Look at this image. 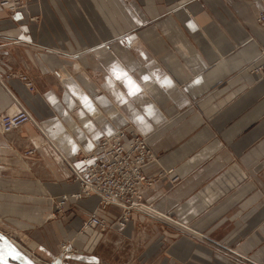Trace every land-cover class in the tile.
<instances>
[{
	"label": "crops",
	"instance_id": "0c3cea01",
	"mask_svg": "<svg viewBox=\"0 0 264 264\" xmlns=\"http://www.w3.org/2000/svg\"><path fill=\"white\" fill-rule=\"evenodd\" d=\"M263 1L29 0L15 12L0 3V115L19 104L33 121L0 132V216L42 223L50 198L79 190L71 167L120 129L145 136L156 152L149 178L173 171L144 193L160 217L106 236L58 222L50 245L24 235L36 263L56 257V240L78 249L63 264L217 262L204 244L181 238L171 247L177 229L167 216L214 240L238 233L244 248L257 249L249 257L264 262V76L251 66L264 49ZM117 67L138 85L134 95L113 75ZM40 133L48 148L25 156ZM20 201L31 202L28 212H18ZM97 203L68 205L86 217Z\"/></svg>",
	"mask_w": 264,
	"mask_h": 264
},
{
	"label": "built area",
	"instance_id": "2783aa9c",
	"mask_svg": "<svg viewBox=\"0 0 264 264\" xmlns=\"http://www.w3.org/2000/svg\"><path fill=\"white\" fill-rule=\"evenodd\" d=\"M0 3L11 11L20 4L26 3V0H0ZM256 22L264 29V1L257 13ZM258 56L256 62L259 66L254 68L264 74V49ZM28 122H33L28 112L19 108L14 114L0 115V130L8 133ZM81 161L83 166L80 169L71 167V179L77 183L79 190L69 195H62L59 198L61 204L70 199H90L95 196L98 198V210L103 211L109 206H115L124 215L135 211L154 217L155 212L149 209L150 205L144 201V193L158 179H166L173 173L172 170H162L154 178H149L146 170L158 164L157 156L145 136L128 129L103 136L92 152L81 157ZM169 181L175 183L176 179L170 178ZM101 225V217L95 212L85 221L84 229L98 228ZM65 246L61 248L59 255L61 259L74 254L70 250H65ZM241 259L244 261L242 264H264L250 258ZM52 264H55L54 261Z\"/></svg>",
	"mask_w": 264,
	"mask_h": 264
},
{
	"label": "rangeland",
	"instance_id": "374dc122",
	"mask_svg": "<svg viewBox=\"0 0 264 264\" xmlns=\"http://www.w3.org/2000/svg\"><path fill=\"white\" fill-rule=\"evenodd\" d=\"M28 1L29 0H26V3ZM26 3L20 4V6H18V8L25 6ZM260 7H261V5H260ZM18 8H16L15 10L13 9L11 11L10 10H8V11L15 12ZM259 10H260V8H259ZM261 50H263V49L262 48L259 49V52ZM256 63H257L256 60H253V63L251 64L252 71L254 73H257L259 75L261 74L262 76H264L263 73L257 72L256 68H254L256 66ZM16 76L25 83V85L27 86V89L29 91H34L32 83L29 81L27 76H25L24 74H19ZM23 78H25V79H23ZM28 84H30V85L28 86ZM19 108L25 109L23 106L18 104V109ZM17 110H15V112H10V113L5 112L2 115L11 114V113L14 114L17 112ZM29 116H30V114H29ZM21 126H23V125H21ZM0 132L3 133L1 130H0ZM47 145H48V143L45 140V138L41 135V133L36 134L34 137L31 138L29 148L26 150L25 156L37 157L38 156L37 155L38 148H45V147L48 148ZM151 149L153 150V148H151ZM153 152L156 154V152L154 150H153ZM71 200H73L74 202H80L82 200H87V199L81 198L79 200H74V199H71ZM69 201L70 200H67L63 204H61L60 199L56 200L54 198H50V202L46 206L48 208V212L46 213L45 217L44 216L42 217V223H37V224L35 223L32 226H31V223L29 222V220L26 219L24 216L1 215L0 216V233L3 234V236H5L7 238V240H9L10 242L13 241L15 244H17V247L21 251L23 250L22 252L29 254V252L28 251L26 252V250H29L31 252L33 250H30V248L26 247V245L24 244V242H25L24 235H26V237L27 236L30 237L31 239L34 238V239H37L38 241L40 240V242H43L45 244L47 243V245L48 244L50 245L51 241H53L52 229L55 227V225L58 222H61V223L65 224L66 226H69V227L75 229L79 233H83L84 231L87 230V229H84L85 221L88 220V218L93 213L96 212L101 217L102 225L98 228H89V229H97L99 232H101L103 235L106 236V235H110V234L113 235L112 233L114 231L122 230L127 225H132L133 227H140L144 223L149 222L151 219V218H149L148 215H145V213L135 212V211H131L130 214H126V215H124L123 212H121V214L118 216L117 215L108 216V215H106V209L107 208L103 211H100L97 209V207L95 208V210H93L91 212V214L89 216L81 217L79 215V213H77L76 207L74 205H68ZM7 202H8V204L11 203V201H7ZM19 203L21 204V208L18 209L19 213L20 212H28L27 207L32 205L31 202H29V201H20ZM97 206H98V203H97ZM149 209L153 210V208L151 206ZM11 212L17 213V210H14ZM155 216L160 217L157 214V212H155L154 217ZM167 218H169V219L167 220ZM167 218L164 219L165 220L164 222L171 224V228L177 229V230H175L176 232L171 233V237H167V240H169L171 242V247L175 241H178L181 238L188 239V240L195 242V243L204 244L211 251L212 257H214L216 259L217 262L213 261L214 264H221V263H223V264H242L244 261L241 258H245V259L250 258L249 256L253 255L252 252L257 250L256 249V250L251 251L249 249L244 248L243 238L238 233H234L232 236H230L229 238H227L225 240L224 239L223 240H214L208 236V233L199 232V231L187 226L185 223L179 222V221H177V220H175L169 216H167ZM27 227H30L31 229L26 230L25 228H27ZM172 231H174V230H172ZM162 233L165 234L164 230H162L161 234ZM165 236H166V234H165ZM116 238L118 239V242H120V244H121L122 238L121 237L118 238V235L116 236ZM232 238H234V239H232ZM47 240H49V241H47ZM54 242L55 243H54L53 248L55 250L56 257L51 261L43 262V263L41 262V263H37V264H52V261L55 262L58 255H61L62 246L63 245L69 246V244H70L69 241H62V240H56ZM71 251L74 252V254H76L78 252V249L73 247L70 249V252ZM34 252L35 251H33L32 253H34ZM29 255L31 256L30 257L31 259L32 258L35 259V257H36L35 255H37V253L36 254L34 253V255L33 254H29ZM40 259H42V258H40ZM63 259H62V261H63ZM120 264H133V257L132 258L130 257L129 260H126ZM174 264H177V263H174ZM182 264H193V263L186 261ZM195 264H197V263H195Z\"/></svg>",
	"mask_w": 264,
	"mask_h": 264
},
{
	"label": "water",
	"instance_id": "95a60500",
	"mask_svg": "<svg viewBox=\"0 0 264 264\" xmlns=\"http://www.w3.org/2000/svg\"><path fill=\"white\" fill-rule=\"evenodd\" d=\"M0 248H8L6 254H2L0 250V264H37L17 246L12 244L3 234L0 233ZM4 249V250H5ZM6 251V250H5Z\"/></svg>",
	"mask_w": 264,
	"mask_h": 264
},
{
	"label": "snow or ice",
	"instance_id": "6c2138e0",
	"mask_svg": "<svg viewBox=\"0 0 264 264\" xmlns=\"http://www.w3.org/2000/svg\"><path fill=\"white\" fill-rule=\"evenodd\" d=\"M113 75L116 79L121 80V82L125 84V86L129 89L130 95H134L136 91H138V85H136L135 81H133L123 69H119L118 67L114 68ZM82 102H84L88 107H91V103L87 100V98H83Z\"/></svg>",
	"mask_w": 264,
	"mask_h": 264
},
{
	"label": "bare ground",
	"instance_id": "6f19581e",
	"mask_svg": "<svg viewBox=\"0 0 264 264\" xmlns=\"http://www.w3.org/2000/svg\"><path fill=\"white\" fill-rule=\"evenodd\" d=\"M259 66V65H258ZM257 66V67H258ZM71 200V199H70ZM165 218V217H164ZM166 219V218H165ZM12 242V244H14L15 246H17V244H15L13 241H11ZM70 246H65V250H70L71 248H69ZM5 248H0V250L2 251L1 253L2 254H5L4 252H7V250H10V249H8V248H6L5 250H4ZM23 251V250H22ZM27 256H29L30 257V255L29 254H27V253H25ZM72 255H74V254H69L68 256H72ZM5 256H6V254H5ZM34 262H37L35 259H32ZM55 264H63V261H62V259H61V257L58 255V257L56 258V260H55V262H54Z\"/></svg>",
	"mask_w": 264,
	"mask_h": 264
}]
</instances>
